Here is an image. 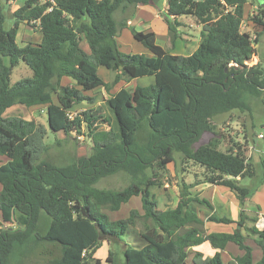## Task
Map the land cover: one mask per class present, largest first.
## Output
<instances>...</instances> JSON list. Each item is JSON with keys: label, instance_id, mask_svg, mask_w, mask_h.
Here are the masks:
<instances>
[{"label": "trees", "instance_id": "obj_1", "mask_svg": "<svg viewBox=\"0 0 264 264\" xmlns=\"http://www.w3.org/2000/svg\"><path fill=\"white\" fill-rule=\"evenodd\" d=\"M7 1L0 0V158H7L0 166V264H27L42 243L43 264H188L190 249L206 242L217 252L202 264H224L221 251L229 243L244 252L230 264H264V229L255 226L258 217L246 210L264 183V159L258 175L241 149L225 153L211 139L216 118L235 111L251 113L254 102L264 101V55L249 64L260 40L242 31L251 0H166L164 21L174 41L182 27L180 17L191 16L203 27L199 46L189 56L167 52L154 32L134 28V41L150 55L120 50L117 38L127 18L138 7H157L161 0H26L13 13L16 24L10 30L3 11ZM118 13L126 19L119 22ZM252 21L264 34L262 5ZM21 22L40 30L39 43L17 45ZM83 41L90 53L82 48ZM21 61L33 76L11 84ZM101 67L115 74L111 83L99 76ZM149 77L153 84L121 88L106 101L114 116L111 130L92 133L90 112L71 120L68 112L76 105L94 102L86 92H110L120 82ZM64 78L75 85H63ZM16 105L48 106L51 115L62 112L67 136L86 124L90 154L53 157L52 146L45 144L46 128L4 116ZM207 137L208 144L191 149ZM177 153L203 167L206 180L192 185L183 181L178 205L162 211L152 189L161 187L158 179ZM119 174L130 179L123 189L98 187ZM245 178L257 183L241 186ZM199 184L229 187L240 203V220L219 217L209 200L192 196L190 189ZM134 197L141 198L144 214L132 209L127 218L111 221L104 213L119 211ZM194 205L211 212L206 221L194 212ZM207 222L236 228L206 235ZM249 239L263 252L257 263ZM105 242L115 249L103 263L95 256ZM57 252L61 254L55 256Z\"/></svg>", "mask_w": 264, "mask_h": 264}, {"label": "rangeland", "instance_id": "obj_2", "mask_svg": "<svg viewBox=\"0 0 264 264\" xmlns=\"http://www.w3.org/2000/svg\"><path fill=\"white\" fill-rule=\"evenodd\" d=\"M26 0H9L7 5L4 6L3 11L5 14V28L10 30L15 27L16 19L13 17V13L19 8L23 7ZM44 0H41L43 2ZM264 3V0H251L245 6V17L243 19L242 31L249 33L253 39L258 38L260 41L255 45L256 56L253 57L250 66L255 65L259 62V57L264 55V34L263 29L257 26L253 21V17L258 14L259 8ZM1 7V6H0ZM144 7V6H143ZM153 12L164 18L165 10L167 9V1L161 0L157 7H149ZM136 11L128 17L130 21L136 22ZM117 20L121 22L126 19V15L118 13L116 16ZM141 18H139L140 20ZM144 26H138V31H145L146 27L150 23H145ZM182 27L179 28V40L172 41L170 37L165 36L167 31V25L165 21L154 20L152 27L157 34V43L162 46L166 51L171 50L172 53L182 56L191 55L199 46L201 41V33L203 27L199 25L195 18L191 16H183L179 18ZM135 28V27H134ZM261 34V35H260ZM42 35L38 28L27 26L26 23L21 22L19 33L17 36V45L19 47L25 46L27 43L37 44L41 41ZM120 50L126 54H143L149 56L150 53L144 47L134 41L129 30H124L120 33L117 38ZM85 48L87 44L85 43ZM148 52V53H147ZM32 71L25 65L24 62H20L19 65L14 68L11 76V84H15L22 79L32 78ZM99 76L108 83H111L114 79L115 74L101 67L99 69ZM154 78H142L138 79L137 82L125 83L120 82L110 92H106L103 88L94 92H86L85 95L89 98H93L94 102H85L80 105H76L68 113L70 118L80 116L84 112H90L92 116L91 132H103L109 131L114 125V116L110 113L107 108L106 101L119 91L121 88H127L132 90L135 85L142 86L147 83H151ZM75 85L71 80L65 81L63 85ZM54 102L57 104V99L53 97ZM253 111L251 113H240L238 111L230 114L222 115L213 121L215 126L214 134L211 139L216 141L217 148L222 152H239L241 149L243 155L249 160V163L255 167L258 175L261 173V160L264 159V101H258L253 103ZM48 106H35L27 108L25 106L16 105L6 111L5 117H19L28 121H35L37 125H42L47 130V138L45 144L51 145L50 154L57 159H65L74 156L83 157L88 156L91 152V141L88 137V130L86 124L79 129V131L72 132L67 136L62 131V112L52 111ZM90 132V133H91ZM210 137L204 138L199 144L194 145L191 149L195 150L200 145H206L210 142ZM2 158H0L1 163ZM260 172V173H259ZM159 186L152 189V194L158 202L159 210H167L175 208L179 202V195L181 191V184L186 182L187 184H194L200 181L206 180V172L203 167L196 165L191 161H188L180 153L175 154L174 163L168 165L167 171L159 177ZM130 182V179L125 174H119L114 177H110L102 180L98 187L101 189H123ZM257 183V180L253 181L249 178H245L241 181L240 185L245 187H253ZM212 189L215 186H210ZM230 195V193H228ZM235 196V194H234ZM208 199V198H207ZM238 203V201H237ZM138 209L143 213L141 198L138 197L132 203L122 205L120 211L116 212V218H127L128 213L132 210L123 212V209L129 208ZM241 208V207H240ZM194 212L205 211L211 213L208 209L202 206L194 205ZM246 210L249 216L254 217L258 214H264V183L259 184L255 192L248 200L246 204ZM110 213L105 210L104 213ZM111 214V213H110ZM203 217V216H202ZM113 218V217H112ZM206 218V217H204ZM118 219V220H119ZM2 224V222L0 223ZM263 226V225H262ZM141 226H138V230ZM130 232L132 230H129ZM131 237L133 234L130 235ZM137 236L134 239L136 241ZM133 242V240H132ZM107 243V242H106ZM135 245V243H133ZM43 246V245H42ZM111 246V247H110ZM115 249V245L105 244L102 246L97 254L96 258H100L105 263L106 255L110 249ZM43 247L36 246V249L32 252L34 255L37 252L42 251ZM106 254V255H105ZM32 256L33 263L35 264L40 259L38 256ZM37 259V260H35ZM41 261V260H40ZM41 263V262H40ZM39 263V264H40Z\"/></svg>", "mask_w": 264, "mask_h": 264}, {"label": "crops", "instance_id": "obj_3", "mask_svg": "<svg viewBox=\"0 0 264 264\" xmlns=\"http://www.w3.org/2000/svg\"><path fill=\"white\" fill-rule=\"evenodd\" d=\"M135 11H136V13H135L136 17L135 18L137 19L136 22L134 23L133 20H131V21L129 20L127 22V27L124 30H129L130 31V28H134L135 27L134 29H136L138 31V26L139 27L140 26H144L145 27V25L143 24L144 23L143 20H145V23H150V25H148L146 27L144 32H154L156 34V30L157 29L154 31V28H153L154 26L152 27L151 24H152V22L154 20L164 21V18L162 19L161 17L156 15L153 12V10L151 8H149V7H138ZM166 12H167V9L165 10V13ZM139 18H141V19L139 20ZM178 21H179V18H178ZM166 27H167V31L165 32V34H166L165 36L170 37L171 40L174 41V34L170 33V31L168 29V26H166ZM130 33H131V31H130ZM156 36H157V34H156ZM179 39L180 38H178L177 40H179ZM85 43L86 42L83 41L81 46L87 53H90V49H89V46H88L87 43H86L87 47L86 48L84 47ZM146 50L147 49H145L144 51L146 52ZM167 52L172 53L171 50H169ZM149 78H152V77H149ZM68 80H71V79L64 78L62 83L64 84V82L68 81ZM132 82H137V80H134ZM153 83H154V80L151 83H147V84H144L142 86H149V85H151ZM69 86H73V85L69 84ZM136 86L137 85H135L134 88ZM1 158H2V160H1L0 166L7 162V158H5V157H1ZM194 184H198V183H194ZM1 190H2V186L0 185V191ZM190 192L192 193V196H195V195L199 194L201 198H206V199L208 198L207 200H209L212 203V205L214 207V212L219 217H226V218H228L230 220H233V221L240 220V215H241L240 203H239L236 195L234 196V193L230 190L229 187L221 185V186H215L212 189L207 184H199V185H196L194 188L190 189ZM228 193H230V195ZM136 198H138V197L132 198L129 201V204L134 202L136 200ZM237 201H238V203H237ZM123 205H126V204H123ZM128 209L131 210L132 208L129 206V208L127 207V209H125V210L123 209V212L126 213V211H128ZM107 211H109V210H107ZM109 212L111 214L110 213H106V212L105 213L109 216L111 221H116V220L119 219V218L115 217L116 212H111V211H109ZM140 213L144 214V211H143V213L142 212H140ZM197 214L201 218H203L205 221H206L207 217L209 215H211V213H209V212L205 214V211L197 212ZM204 217H206V218H204ZM257 217L258 218H257V222H256L255 226L258 229H260V230L264 229V214L260 213V214H258ZM120 219H125V218H120ZM1 222H2V215H1V212H0V223ZM235 228H236L235 225H219V224L208 223V222L205 225L206 235H209L211 233H232ZM105 244L109 247V244L106 243V242L103 243V246ZM247 244H249L253 248V261H254V263L259 262L262 259V257H263L262 250L255 244L254 240H252V239L247 240ZM42 245H43V249H44L46 243H42L41 247H42ZM43 249H42V251L37 252V254H36V256H38L37 259H40L41 261L39 260L35 264H39L40 262H41L40 264H43V260L46 259V256H43ZM216 252H217V250L214 249L210 245L209 242H206V243H204V244H202L200 246L193 247V248L190 249V255H189L188 259H187V263L188 264H202V260H204L205 258H208V257H213ZM198 253L202 254L203 257H198L197 256ZM60 254H61L60 252H57V254H55V256H59ZM243 255H244V252L242 250H240V248L234 243H229L226 246V248L223 251H221V257H222V260H223L224 264H230V263H232L234 261V258L241 257ZM106 256H108V255H106ZM37 259H35V260H37ZM33 261L34 260L32 259V256H30V259L27 260V262H28L27 264H34Z\"/></svg>", "mask_w": 264, "mask_h": 264}, {"label": "built area", "instance_id": "obj_4", "mask_svg": "<svg viewBox=\"0 0 264 264\" xmlns=\"http://www.w3.org/2000/svg\"><path fill=\"white\" fill-rule=\"evenodd\" d=\"M259 137H260V138H263V137H264V135H262V134H261Z\"/></svg>", "mask_w": 264, "mask_h": 264}, {"label": "water", "instance_id": "obj_5", "mask_svg": "<svg viewBox=\"0 0 264 264\" xmlns=\"http://www.w3.org/2000/svg\"><path fill=\"white\" fill-rule=\"evenodd\" d=\"M262 7H263V9H264V3L262 4ZM261 230H263V229H261Z\"/></svg>", "mask_w": 264, "mask_h": 264}]
</instances>
